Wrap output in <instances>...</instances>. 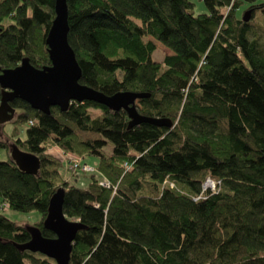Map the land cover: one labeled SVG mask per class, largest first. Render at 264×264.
Instances as JSON below:
<instances>
[{
    "label": "trees",
    "instance_id": "obj_1",
    "mask_svg": "<svg viewBox=\"0 0 264 264\" xmlns=\"http://www.w3.org/2000/svg\"><path fill=\"white\" fill-rule=\"evenodd\" d=\"M197 1L208 12L195 14ZM55 2L0 0L1 69L24 57L37 67L50 64ZM67 5L80 81L108 95L149 93L139 112L172 125L129 127L125 109L92 100L44 113L13 99L11 121L26 123L27 135L17 137L15 129L0 138V151L15 144L40 167L30 174L12 158L0 160V264H56L18 246L30 232L3 208L39 210L33 225L54 237L43 221L59 187L64 213L84 226L69 264H264V46L251 36L257 12L264 31V0ZM240 9L251 11L249 21ZM155 41L172 51L163 61L153 58ZM53 146L96 157L95 173H74ZM207 178L217 181L215 190L204 189Z\"/></svg>",
    "mask_w": 264,
    "mask_h": 264
},
{
    "label": "water",
    "instance_id": "obj_2",
    "mask_svg": "<svg viewBox=\"0 0 264 264\" xmlns=\"http://www.w3.org/2000/svg\"><path fill=\"white\" fill-rule=\"evenodd\" d=\"M250 13V10L244 13L245 21L250 20ZM55 14L46 38L50 64L37 67L28 57H24L14 68H0V123L13 119L15 109L10 102L18 97L44 113H50V108L55 105L61 110H66L73 100H92L113 110L125 109L130 118L129 127L142 122L172 125L170 120L146 116L139 112V100L148 97L149 93L120 91L108 95L83 84L80 81L82 69L68 39L70 26L67 0H56ZM11 156L22 171L35 174L39 170V160L20 150L15 144L11 145ZM64 196L65 189L59 187L50 198L48 212L43 221L44 227L51 230L55 236L46 237L39 226L27 225L31 238L18 245L23 250L40 252L54 259L56 264L70 263L75 238L78 231L84 228L79 221L70 220L64 213Z\"/></svg>",
    "mask_w": 264,
    "mask_h": 264
},
{
    "label": "rangeland",
    "instance_id": "obj_3",
    "mask_svg": "<svg viewBox=\"0 0 264 264\" xmlns=\"http://www.w3.org/2000/svg\"><path fill=\"white\" fill-rule=\"evenodd\" d=\"M246 7L247 5L245 3L242 5L241 9H245ZM193 12L195 14H198L200 12H208V9L204 2L197 1L194 6ZM238 13L239 15L243 16L242 10L239 11ZM261 20H262L261 13L257 12L255 18L251 21V23L253 24L252 30H251V36L257 37L260 43H262V45L264 46V31L260 27L262 26ZM155 44H156V50L153 53V58L155 60L163 61L164 57L167 54L172 53V51L169 48H167L165 45H163L161 42L155 41ZM95 111H97V109H95ZM26 128H27L26 123H18V122L15 123L13 121L5 122V124L0 123V138L7 139L8 135L11 136L16 129V136L22 139H25L27 135ZM50 148H51L50 151L52 153L59 156L61 159L66 160L65 158L67 154L62 152L61 149H58L55 146L50 147ZM11 158H12L11 149H1L0 160H8ZM96 161H97L96 157H85L83 159L84 163L86 162L89 164H95ZM86 181L87 182H84V184L88 183L87 178H86ZM3 212L11 220L16 221L19 224H23V225H33L36 222L40 221L42 218L41 212L37 209L31 210V211H19V210L9 209L8 206H5L3 208Z\"/></svg>",
    "mask_w": 264,
    "mask_h": 264
},
{
    "label": "built area",
    "instance_id": "obj_4",
    "mask_svg": "<svg viewBox=\"0 0 264 264\" xmlns=\"http://www.w3.org/2000/svg\"><path fill=\"white\" fill-rule=\"evenodd\" d=\"M228 8H230V7H228ZM65 159H66V163H69V169H72V171H74V173L76 172L77 174H80V173H87L88 174V173H95V171H96L93 166H91L90 164H88L86 162L84 163L82 158H80L74 154H70V153L67 154ZM81 162H82V164H81ZM101 183L105 186H109V182L106 179H103L101 181ZM216 186H217V181L212 179V178H207L205 183H204V189L215 190Z\"/></svg>",
    "mask_w": 264,
    "mask_h": 264
}]
</instances>
